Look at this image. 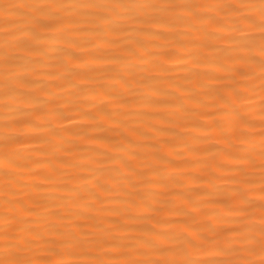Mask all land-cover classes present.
<instances>
[{
  "label": "bare ground",
  "instance_id": "6f19581e",
  "mask_svg": "<svg viewBox=\"0 0 264 264\" xmlns=\"http://www.w3.org/2000/svg\"><path fill=\"white\" fill-rule=\"evenodd\" d=\"M260 7L0 0V260H259Z\"/></svg>",
  "mask_w": 264,
  "mask_h": 264
},
{
  "label": "snow or ice",
  "instance_id": "6c2138e0",
  "mask_svg": "<svg viewBox=\"0 0 264 264\" xmlns=\"http://www.w3.org/2000/svg\"><path fill=\"white\" fill-rule=\"evenodd\" d=\"M11 7V6H9ZM118 7V5H117ZM251 20L252 18L249 17ZM260 31L262 33V47H261V55L264 56V0H261V7H260ZM262 233H264V220H262ZM189 246L191 247H199L204 243V240H201L199 238H192L188 241ZM19 249L16 248L15 251H18ZM15 251L12 250V248L8 245L4 248V255L5 258L0 260V264H28L26 261H22L19 259L11 258L15 255ZM251 255H255L254 250L250 251ZM155 264H162L161 261H156ZM163 264H167V262H163ZM245 264H264V242L261 244V250L259 253V260H254L251 262L246 261Z\"/></svg>",
  "mask_w": 264,
  "mask_h": 264
}]
</instances>
